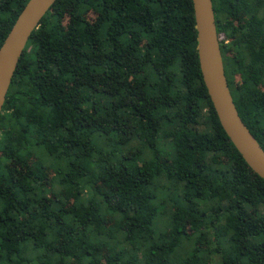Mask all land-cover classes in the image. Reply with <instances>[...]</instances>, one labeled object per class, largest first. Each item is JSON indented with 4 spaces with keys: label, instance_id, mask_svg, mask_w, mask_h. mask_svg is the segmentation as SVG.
<instances>
[{
    "label": "trees",
    "instance_id": "16d2710c",
    "mask_svg": "<svg viewBox=\"0 0 264 264\" xmlns=\"http://www.w3.org/2000/svg\"><path fill=\"white\" fill-rule=\"evenodd\" d=\"M28 0H0V45ZM264 150V0H211ZM192 0H56L0 113V264H264V179L202 80Z\"/></svg>",
    "mask_w": 264,
    "mask_h": 264
},
{
    "label": "water",
    "instance_id": "95a60500",
    "mask_svg": "<svg viewBox=\"0 0 264 264\" xmlns=\"http://www.w3.org/2000/svg\"><path fill=\"white\" fill-rule=\"evenodd\" d=\"M55 1L28 0L0 45V113L27 41ZM192 4L200 72L219 123L247 165L264 179V150L240 118L227 84L212 1Z\"/></svg>",
    "mask_w": 264,
    "mask_h": 264
}]
</instances>
